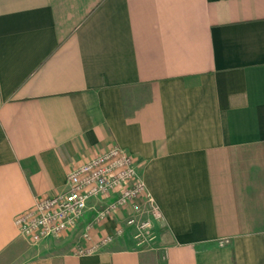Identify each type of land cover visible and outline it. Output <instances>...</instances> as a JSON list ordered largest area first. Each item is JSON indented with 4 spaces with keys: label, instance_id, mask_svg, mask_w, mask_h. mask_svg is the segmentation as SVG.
<instances>
[{
    "label": "crops",
    "instance_id": "0c3cea01",
    "mask_svg": "<svg viewBox=\"0 0 264 264\" xmlns=\"http://www.w3.org/2000/svg\"><path fill=\"white\" fill-rule=\"evenodd\" d=\"M112 146L163 215L156 248L131 205L95 253L74 254L92 208L23 238L16 216ZM0 264H264V0H0Z\"/></svg>",
    "mask_w": 264,
    "mask_h": 264
},
{
    "label": "built area",
    "instance_id": "2783aa9c",
    "mask_svg": "<svg viewBox=\"0 0 264 264\" xmlns=\"http://www.w3.org/2000/svg\"><path fill=\"white\" fill-rule=\"evenodd\" d=\"M66 179L65 192L39 198L30 210L16 216L14 223L28 242L37 244L45 238H58L72 232L87 210L92 208L93 217L81 231L82 244L76 246L74 254L98 252L115 237L122 236L124 227L117 228L114 234L103 236L97 241H92V227L117 210L131 205L133 214L126 219L125 227L130 230L135 245L156 248L153 225L154 221L163 220V215L149 194H146L144 209L136 204V199L145 192V185L135 160L123 149L110 147L73 168ZM92 200L107 202L97 207L91 204V207Z\"/></svg>",
    "mask_w": 264,
    "mask_h": 264
},
{
    "label": "rangeland",
    "instance_id": "374dc122",
    "mask_svg": "<svg viewBox=\"0 0 264 264\" xmlns=\"http://www.w3.org/2000/svg\"><path fill=\"white\" fill-rule=\"evenodd\" d=\"M138 92H140V94L143 93L142 95L139 94V96H138L139 99L142 100V99L144 98L145 94H146V89H145V88H140ZM141 96H143V97L141 98ZM140 100H139V101H140ZM129 102H133V104H134L135 102H137V100H136V99L133 97V95H132V96L129 98ZM57 239H58V238H57Z\"/></svg>",
    "mask_w": 264,
    "mask_h": 264
}]
</instances>
